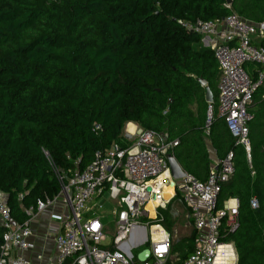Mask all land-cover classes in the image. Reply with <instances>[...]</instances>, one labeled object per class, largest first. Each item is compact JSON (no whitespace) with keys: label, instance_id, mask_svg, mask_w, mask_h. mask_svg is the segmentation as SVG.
Wrapping results in <instances>:
<instances>
[{"label":"trees","instance_id":"obj_1","mask_svg":"<svg viewBox=\"0 0 264 264\" xmlns=\"http://www.w3.org/2000/svg\"><path fill=\"white\" fill-rule=\"evenodd\" d=\"M231 12L263 22L264 0H0V192L13 219L22 223L25 208L58 194V173L122 144L133 122L177 140L172 155L200 181L211 166L207 139L217 159L232 153L218 202H238L240 224L229 235L237 264H264V85L250 107L249 154L216 110L205 136L208 103L198 78L215 104L219 70L213 52L197 48L201 35L183 26ZM172 213L164 210L170 235ZM193 247L192 229L171 251L184 259Z\"/></svg>","mask_w":264,"mask_h":264},{"label":"built area","instance_id":"obj_2","mask_svg":"<svg viewBox=\"0 0 264 264\" xmlns=\"http://www.w3.org/2000/svg\"><path fill=\"white\" fill-rule=\"evenodd\" d=\"M228 6V5H227ZM186 30L207 40L216 59L219 79L215 104L208 103L204 134L209 136L214 110L249 154L250 107L254 92L264 85V21L253 22L231 12L214 21L183 23ZM133 122L124 125L123 143H114L81 170L58 173L61 187L54 198H38L24 209L27 219L16 222L0 192V264H34L26 252L35 249L31 220L48 207L57 225L54 254L43 264H237L229 235L239 227L238 202L219 205L221 185L233 172L232 153L210 166L200 181L186 173L174 180L166 154L177 145L164 135ZM133 129L130 130L129 126ZM98 128V125H96ZM172 187L167 199L164 187ZM171 200L188 212L194 230V247L184 259L172 253V238L164 226V210ZM109 204L110 210L103 206ZM250 206L258 207L256 198ZM112 219L111 230L102 219ZM148 250V256L138 255ZM38 260L41 254H36Z\"/></svg>","mask_w":264,"mask_h":264},{"label":"crops","instance_id":"obj_3","mask_svg":"<svg viewBox=\"0 0 264 264\" xmlns=\"http://www.w3.org/2000/svg\"><path fill=\"white\" fill-rule=\"evenodd\" d=\"M263 39H264V37L260 41H262ZM200 43L203 45V47L208 48L206 39L201 38ZM131 124L137 125L136 123H131ZM129 129L132 130L133 126L130 125ZM210 147L211 148H208V146H207V150L209 153V159H211V160L213 159V161H214V163H213V161L211 162V160H210L211 166H212L216 163V161L218 159L216 157V153H215V150L213 149L212 145ZM169 194H171V192ZM169 196H168V198H169ZM6 200H7V198H6ZM171 203H172V205H171ZM174 204L180 205L183 207V205L181 203H179L178 201L171 200L170 204H169L171 209H173ZM55 211H56V207H51V208L48 207L43 212L36 214L35 217L30 222V226H31L32 232H33L32 240L35 243V249L33 251L26 252V255L28 257H30V259L33 261L34 264L46 263L53 256V254L55 252L54 251V244H53V235L57 230V225L54 222V220L50 218V214L52 212H55ZM36 254H41L42 259L38 260L36 257Z\"/></svg>","mask_w":264,"mask_h":264},{"label":"rangeland","instance_id":"obj_4","mask_svg":"<svg viewBox=\"0 0 264 264\" xmlns=\"http://www.w3.org/2000/svg\"><path fill=\"white\" fill-rule=\"evenodd\" d=\"M201 47H203V45L199 43L197 48L199 49ZM189 107L195 113L198 111V106L195 103L190 104ZM206 116H207V111H206ZM209 142H210L209 140H206V145L208 146V148H211L210 147L211 142L210 143ZM212 161L213 159L211 160V162ZM103 207L105 210L111 209V206L109 204H106ZM172 210H173V213H172L173 225H172L171 238H172V241H175L179 236L188 235L192 231L193 227H192L191 220H190L188 213L185 211V209L182 206L174 204ZM102 223L104 225H109V230H111L112 219L110 217L102 219Z\"/></svg>","mask_w":264,"mask_h":264},{"label":"water","instance_id":"obj_5","mask_svg":"<svg viewBox=\"0 0 264 264\" xmlns=\"http://www.w3.org/2000/svg\"><path fill=\"white\" fill-rule=\"evenodd\" d=\"M231 0H227V3L229 4ZM199 84L205 89L204 99L206 103H212L214 101L213 94L208 87L206 81L203 78H198ZM166 159L169 166V173L171 176V180L169 182L170 185L174 184V180H178L180 178H183L186 175V172L180 167L174 156L171 152H168L166 154ZM149 254L148 250H144L138 255V260L143 261Z\"/></svg>","mask_w":264,"mask_h":264},{"label":"bare ground","instance_id":"obj_6","mask_svg":"<svg viewBox=\"0 0 264 264\" xmlns=\"http://www.w3.org/2000/svg\"><path fill=\"white\" fill-rule=\"evenodd\" d=\"M170 192L172 194V187L165 186L164 187V195H165L166 198H168V196L171 195V194H169Z\"/></svg>","mask_w":264,"mask_h":264}]
</instances>
